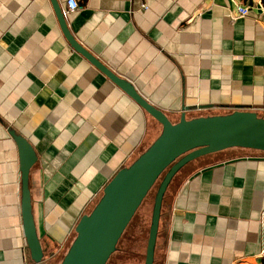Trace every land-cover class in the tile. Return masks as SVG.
Segmentation results:
<instances>
[{
  "label": "crops",
  "instance_id": "crops-1",
  "mask_svg": "<svg viewBox=\"0 0 264 264\" xmlns=\"http://www.w3.org/2000/svg\"><path fill=\"white\" fill-rule=\"evenodd\" d=\"M54 1L74 39L172 122L182 109L264 117L262 0H238L249 12L236 18L233 0H76L69 13ZM160 131L71 46L53 0H0V264H33L10 132L36 154L32 215L44 260L56 264L106 183ZM153 264H264V152L229 148L175 173Z\"/></svg>",
  "mask_w": 264,
  "mask_h": 264
},
{
  "label": "water",
  "instance_id": "water-1",
  "mask_svg": "<svg viewBox=\"0 0 264 264\" xmlns=\"http://www.w3.org/2000/svg\"><path fill=\"white\" fill-rule=\"evenodd\" d=\"M53 6L71 46L161 124L159 135L131 163L112 176L92 209L79 218L74 236L59 264H106L125 228L165 172L154 195L144 253L143 264H153L161 204L175 173L197 157L229 148L264 152V117L239 107L229 113L187 118L182 109L179 120L172 122L164 112L140 95L132 84L80 45L70 34L62 10L54 0ZM10 134L19 150L21 215L30 259L33 264H47L33 220L28 184L36 154L24 137L15 132Z\"/></svg>",
  "mask_w": 264,
  "mask_h": 264
},
{
  "label": "rangeland",
  "instance_id": "rangeland-1",
  "mask_svg": "<svg viewBox=\"0 0 264 264\" xmlns=\"http://www.w3.org/2000/svg\"><path fill=\"white\" fill-rule=\"evenodd\" d=\"M227 152V151H225ZM224 154V153H223ZM165 173V172H164ZM164 173L158 178L146 198L134 214L133 218L125 228L121 235L116 250L109 257L106 264H143L144 253L146 247V239L150 223L151 208L154 200V195L158 184L160 183ZM98 200V199H97ZM96 200V201H97ZM96 202L87 210L89 212ZM74 236V232L70 237L69 243ZM60 260V259H59ZM58 260V264L59 261ZM56 263V264H57Z\"/></svg>",
  "mask_w": 264,
  "mask_h": 264
},
{
  "label": "built area",
  "instance_id": "built-area-1",
  "mask_svg": "<svg viewBox=\"0 0 264 264\" xmlns=\"http://www.w3.org/2000/svg\"><path fill=\"white\" fill-rule=\"evenodd\" d=\"M235 3L236 13L232 17L236 18L237 16H246L249 12V8L247 6H244L238 2V0H233ZM78 5L76 0H67L66 1V9L65 12L69 13L77 9Z\"/></svg>",
  "mask_w": 264,
  "mask_h": 264
},
{
  "label": "trees",
  "instance_id": "trees-1",
  "mask_svg": "<svg viewBox=\"0 0 264 264\" xmlns=\"http://www.w3.org/2000/svg\"><path fill=\"white\" fill-rule=\"evenodd\" d=\"M262 2L264 3V0H262Z\"/></svg>",
  "mask_w": 264,
  "mask_h": 264
}]
</instances>
